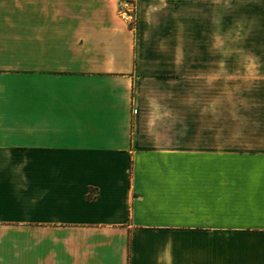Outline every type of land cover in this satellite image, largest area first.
I'll use <instances>...</instances> for the list:
<instances>
[{
    "label": "crops",
    "instance_id": "0c3cea01",
    "mask_svg": "<svg viewBox=\"0 0 264 264\" xmlns=\"http://www.w3.org/2000/svg\"><path fill=\"white\" fill-rule=\"evenodd\" d=\"M131 1L0 0V264H264V0Z\"/></svg>",
    "mask_w": 264,
    "mask_h": 264
},
{
    "label": "rangeland",
    "instance_id": "374dc122",
    "mask_svg": "<svg viewBox=\"0 0 264 264\" xmlns=\"http://www.w3.org/2000/svg\"><path fill=\"white\" fill-rule=\"evenodd\" d=\"M129 5L131 6V15H132V20L134 22V12L136 9V3L132 0L131 2H129ZM183 12H180V14H182ZM132 22V24H133ZM182 36H183V32H182V26L180 24V45L182 43ZM196 37V34H195ZM197 42L196 38H195V43ZM199 43H200V49L201 51H205L207 52L209 50V29L208 27L202 26L200 28V37H199ZM207 74L208 71H202V79L203 78H207ZM206 111H204L205 113H207V108L205 109Z\"/></svg>",
    "mask_w": 264,
    "mask_h": 264
},
{
    "label": "built area",
    "instance_id": "2783aa9c",
    "mask_svg": "<svg viewBox=\"0 0 264 264\" xmlns=\"http://www.w3.org/2000/svg\"><path fill=\"white\" fill-rule=\"evenodd\" d=\"M125 15H126V17L128 18V20L130 21V23H132L133 20H132V15H131V13H127V12H125Z\"/></svg>",
    "mask_w": 264,
    "mask_h": 264
}]
</instances>
